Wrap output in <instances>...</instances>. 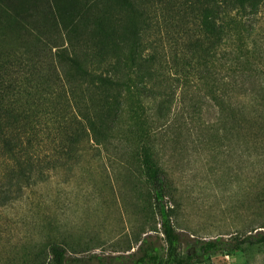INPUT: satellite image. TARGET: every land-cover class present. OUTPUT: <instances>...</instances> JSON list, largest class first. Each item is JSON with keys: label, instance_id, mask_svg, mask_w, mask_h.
I'll use <instances>...</instances> for the list:
<instances>
[{"label": "trees", "instance_id": "1", "mask_svg": "<svg viewBox=\"0 0 264 264\" xmlns=\"http://www.w3.org/2000/svg\"><path fill=\"white\" fill-rule=\"evenodd\" d=\"M252 28H264V0H0V210L71 172L89 151L105 150L127 100L140 126V98L156 105L154 118L170 110L173 93H156L173 78L163 73L160 31L169 64L179 67L181 78L193 73L205 82L231 33L237 30L239 49L238 31L247 35ZM229 54L223 48V66L242 79L225 86L242 89L250 104L263 101L264 79L254 88L249 79L246 86L243 68L251 64L238 58L231 63ZM136 156L152 191L163 245L147 236L127 256L96 257L97 264H183L163 172L148 143ZM242 243H264V234ZM48 253L47 264L71 263L59 244Z\"/></svg>", "mask_w": 264, "mask_h": 264}, {"label": "rangeland", "instance_id": "2", "mask_svg": "<svg viewBox=\"0 0 264 264\" xmlns=\"http://www.w3.org/2000/svg\"><path fill=\"white\" fill-rule=\"evenodd\" d=\"M238 33L243 45L236 47L237 30L232 32L215 54L212 75L199 82L193 73L181 78L179 67L169 64L160 31L163 73L173 78L156 93H173L170 110L154 118L156 105L140 98L145 113L140 126L130 117L127 100L105 150L89 151L71 172L51 177L27 200L0 210V264H47L53 243L64 248L70 264L127 256L135 241L147 236L163 245L152 191L136 156L145 142L163 172L183 264H264V243L239 244L264 234L259 228L264 225V100L250 104L240 96L242 89L225 86L242 75L226 69L222 56L225 48L233 52L229 62L247 59L251 65L243 68V79L254 88L264 79V28ZM196 34L203 38L200 29Z\"/></svg>", "mask_w": 264, "mask_h": 264}]
</instances>
